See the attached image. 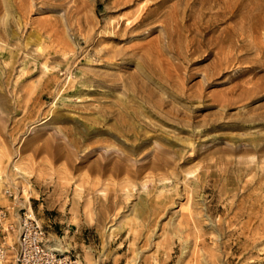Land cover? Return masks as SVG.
<instances>
[{
	"label": "rangeland",
	"instance_id": "374dc122",
	"mask_svg": "<svg viewBox=\"0 0 264 264\" xmlns=\"http://www.w3.org/2000/svg\"><path fill=\"white\" fill-rule=\"evenodd\" d=\"M262 26L264 0H0V264L24 211L84 264H264Z\"/></svg>",
	"mask_w": 264,
	"mask_h": 264
},
{
	"label": "built area",
	"instance_id": "2783aa9c",
	"mask_svg": "<svg viewBox=\"0 0 264 264\" xmlns=\"http://www.w3.org/2000/svg\"><path fill=\"white\" fill-rule=\"evenodd\" d=\"M6 216V209L0 207V220ZM6 230L14 229L7 223ZM5 256V248L0 243V257ZM15 264H84L82 259L71 253L52 250L48 245L47 232L43 225L30 213L23 212L18 224Z\"/></svg>",
	"mask_w": 264,
	"mask_h": 264
},
{
	"label": "bare ground",
	"instance_id": "6f19581e",
	"mask_svg": "<svg viewBox=\"0 0 264 264\" xmlns=\"http://www.w3.org/2000/svg\"><path fill=\"white\" fill-rule=\"evenodd\" d=\"M136 2V1H135ZM157 3V2H156ZM152 4H154V2L152 3ZM151 4V5H152ZM144 7V8H143ZM155 8V7H154ZM142 10H144L145 12H143L144 14H145V16H147L148 14H149V4L147 3H145V5L144 6H142V8H141ZM141 11V10H140ZM165 11V10H164ZM139 12V11H138ZM141 13V12H140ZM142 13V15H140L139 13V15L140 16H137V18H136V21L133 23V24H137L139 21H141V20H143V18L145 17L144 16V14ZM155 13V12H154ZM164 13H166V12H163V14ZM150 15V14H149ZM133 21V20H132ZM134 26V25H133ZM262 27H264V26H262ZM151 30V29H150ZM119 168V167H118ZM117 168V169H118ZM50 246V245H49ZM51 247V249L52 250H57V251H59V252H61V253H64V252H66L67 250H68V248H67V246L65 247L64 246V244L62 243V241L60 240V239H56L55 240V242H54V244L53 245H51L50 246ZM90 261V260H89ZM91 262V261H90ZM92 264V263H91Z\"/></svg>",
	"mask_w": 264,
	"mask_h": 264
}]
</instances>
